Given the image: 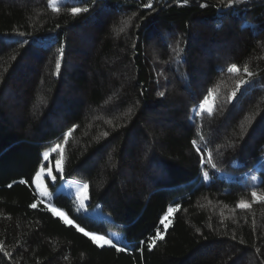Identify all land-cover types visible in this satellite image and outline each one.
Segmentation results:
<instances>
[{
	"label": "trees",
	"instance_id": "obj_1",
	"mask_svg": "<svg viewBox=\"0 0 264 264\" xmlns=\"http://www.w3.org/2000/svg\"><path fill=\"white\" fill-rule=\"evenodd\" d=\"M47 4L0 0V264H264V201L251 196L264 195V0H59L58 14ZM209 89L212 115L193 119ZM69 128L63 179L87 182L89 200H51L126 252L29 206V177ZM157 227L164 239L149 249Z\"/></svg>",
	"mask_w": 264,
	"mask_h": 264
},
{
	"label": "snow or ice",
	"instance_id": "obj_2",
	"mask_svg": "<svg viewBox=\"0 0 264 264\" xmlns=\"http://www.w3.org/2000/svg\"><path fill=\"white\" fill-rule=\"evenodd\" d=\"M241 0H220V4L223 5L224 7L227 8H232L234 5L239 4ZM183 3L187 4L188 0H183ZM204 7L205 5H201ZM47 7L50 8L54 13H60L61 12V6L59 4V0H48ZM144 8H152V3H146L143 5ZM68 12H70L73 16H76L81 13H87L89 11V7H71L67 9ZM127 21L125 22V24ZM124 29L121 28L120 31H123ZM20 35H24V33H20ZM182 51V49L179 48V45H177V54L179 55V52ZM60 56H63V49L61 48L59 50ZM55 68L56 72L59 73L60 68H61V61L59 58L56 59L55 62ZM227 71L232 74H238L240 73L241 69L238 67L237 64L232 63L228 66ZM243 72L246 74L247 77L251 78L253 77V73L249 71L247 66H244ZM250 82L249 79H240L237 81L236 84V90L232 91L229 100H231L233 97L236 96L237 91H239L240 87L242 85H246ZM160 96H163L164 93L161 92L159 93ZM213 95V91L211 89L208 90V95L204 97L203 101L200 102L199 104V111L194 110V116L198 117L201 115L202 112L206 111L208 115H212L214 111V106L208 104L209 97ZM75 127V126H73ZM73 128H69L67 133L64 134L63 136V143H56L54 146L50 147L48 150L43 152V159L44 161H49L50 155L53 153H58L59 158L56 160V175H53V169L52 166L49 165L47 167V171L45 168L44 164H41L39 167V170L35 171L34 176H30L29 179L32 181V183L35 186V195L37 197L36 202L32 203L29 205L31 208L35 209L39 206L40 201L42 198L47 197L49 200L51 199L52 193L49 192L48 187L45 183L47 180L48 183H53L57 180V176H60L61 179H63V173H64V168H63V161H64V146L67 144L69 137L72 135ZM104 135H107V133H104ZM200 142H205L204 136L201 134L199 137ZM200 142L197 140L193 139L192 144L197 153L200 154V159L202 163H209L211 164L212 168H216V164L213 163V158H212V152L211 150H208L206 155H207V161H205V153L201 150L200 147ZM203 177L205 180L209 179V174L208 172L203 173ZM50 178V179H49ZM253 179H256V177H253ZM17 181H13V183H16ZM20 184H25L28 185L29 181L25 179H20L18 181ZM75 184V182H73ZM31 186V185H29ZM8 187H12V184H9ZM251 196L254 202L257 201H264V195L258 194L255 189L252 190ZM76 199L78 200L79 204L81 207L84 206L85 202L89 200V184L87 182L83 184L76 185ZM47 208L48 210L55 216L60 217L65 224H70L74 225L78 231L82 232L85 236L89 237L92 242L98 246H111L116 249L117 252H126L128 249L126 247H121L117 243H114L111 239L104 235H97L96 232H90V231H85L83 227H80L79 224H75V221L72 219H69L67 214L63 211H61L59 208L54 207L51 203H47ZM239 208H250L251 204L248 203L247 201L241 199L237 205ZM180 208L179 204H175L174 206L169 205L167 212L165 213V216L163 219L160 220V224L164 225L165 229L167 228L168 223H170L169 220V215L174 213L176 210ZM164 236L160 230L159 227H157L155 235L148 237L147 238V246L149 249L153 248L157 242V240H163ZM146 241H140V244L143 245L145 244ZM3 250L2 244H0V251ZM142 251V249H141ZM5 255H10V253H5Z\"/></svg>",
	"mask_w": 264,
	"mask_h": 264
},
{
	"label": "rangeland",
	"instance_id": "obj_3",
	"mask_svg": "<svg viewBox=\"0 0 264 264\" xmlns=\"http://www.w3.org/2000/svg\"><path fill=\"white\" fill-rule=\"evenodd\" d=\"M208 104L209 105H212V98L209 97V100H208ZM51 165L52 168H55V165H56V160L54 162H52L49 158V161H45V168H46V171H47V167ZM56 169V168H55ZM39 170V169H38ZM50 179V178H49ZM75 182V184L73 183ZM47 187H48V190L49 192L52 193V196L55 192H59V191H62L68 195H71L74 199V201L76 202V204L81 208V210H85L86 206L84 204L83 207L80 206L78 200L76 199V185H79V184H83V182L81 181H78V180H74V179H61L60 181H58L56 183V187L55 189L53 190L49 184L47 183V180L45 181ZM35 187V186H34ZM51 196V198H52ZM41 202L44 204V205H47V203H51L54 207H57L53 204L52 200L48 199L47 197L45 198H42ZM47 207V206H46ZM59 208V207H57ZM61 211H63L61 208H59ZM64 212V211H63ZM70 219V218H69ZM97 234V233H96ZM97 235H102V234H97ZM105 236V235H104Z\"/></svg>",
	"mask_w": 264,
	"mask_h": 264
}]
</instances>
